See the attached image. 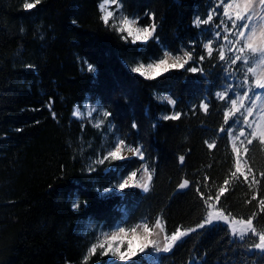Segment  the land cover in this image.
Instances as JSON below:
<instances>
[{"label":"trees","instance_id":"trees-1","mask_svg":"<svg viewBox=\"0 0 264 264\" xmlns=\"http://www.w3.org/2000/svg\"><path fill=\"white\" fill-rule=\"evenodd\" d=\"M24 2L0 0V264H106L88 254L89 220L112 230L145 220L151 226L157 217L169 236L177 228L195 231L155 260L136 256L134 264H264V253L249 251L258 237L234 240L221 223L197 228L206 218L205 199L229 178L228 190L212 202L237 218L253 217L264 230V144L256 139L247 145L248 181L231 178L236 156L229 135L220 131L232 121L225 125V105L216 93L239 85L244 66L221 61L219 52L209 56L204 47L209 40L225 44L229 22L221 0H120L140 25L155 22L157 38L143 44L104 24L101 0H41L30 10ZM209 13L211 22L194 23ZM165 50L191 52L193 58L154 80L131 72ZM84 61L96 71L89 72ZM192 67L200 71L187 70ZM159 94L176 101L178 119H163L170 108ZM87 99L111 113L121 139L142 146L143 161L106 162L89 171L101 139L72 115ZM116 163L124 173L147 164L153 171L150 190L101 195L98 190L113 180L105 169ZM185 179L189 186L179 191Z\"/></svg>","mask_w":264,"mask_h":264},{"label":"snow or ice","instance_id":"snow-or-ice-1","mask_svg":"<svg viewBox=\"0 0 264 264\" xmlns=\"http://www.w3.org/2000/svg\"><path fill=\"white\" fill-rule=\"evenodd\" d=\"M40 3L41 0H25L23 7L26 10H30ZM110 5H116V11H120L122 7L120 0H101L99 10L102 15L100 18L106 26L111 22V27L114 28L115 31L124 34L121 36L122 39L127 40L131 38L132 43L136 44L137 42L147 43L149 40L157 38L155 36L157 27L155 22L149 26L141 27L139 26L138 18H129L123 15L122 12H120L121 18L117 22L115 12L109 10ZM221 6L224 10V17L230 22L231 27L229 28L227 24H225V21H221L222 24H225V34L223 38L226 42L227 49L225 50L224 46L218 49L219 59L221 61H229L230 65H237L238 61L241 62L244 66V78L240 84L235 87L231 84L224 86V90L217 92L216 95L220 100L230 103V107H226L224 111L225 125H228L230 121L236 123V118L239 114L242 116L244 126L240 127L238 133L234 132L232 127L225 128L222 126L220 131H226L229 135L232 141V150L236 156L234 165L235 170L230 173L231 178L238 179L242 176L247 182L249 179L247 172H251L252 169L246 167V160L244 161L245 167H242L241 151L240 148L237 147L235 141L240 140L245 154L248 152L247 145H251L254 140L258 139L261 144H264V105L260 107L259 115L256 116L257 101L261 100V97L256 95V99L250 98V94H254V88L264 90V0H221ZM212 20L213 13H209L207 19L201 20L198 17L194 23L197 25L208 24ZM228 33H231V39H229ZM216 36H221L219 26H217ZM204 47L208 55L212 56L214 51L213 41L209 40ZM192 58L191 52L185 51L182 57L165 50L161 58H154L148 63L138 62L134 64L131 67V72L147 80H154L169 72L171 69L184 68L185 64L192 60ZM200 59L203 60L204 57L201 56ZM84 63L87 65L89 72L96 71L94 65L87 61H84ZM187 70L193 73L200 71V69L196 67ZM237 88L241 91H237ZM230 94H234V98ZM158 99L166 101L169 105L173 106L176 103V101L169 96L158 97ZM49 107H51V104ZM200 108L207 111V103L202 102ZM98 111H102V116L104 118L111 115L107 110H100L98 107H90L87 104L85 105V112H81L80 108L77 107L74 109L72 115L77 118L87 115L91 118L93 114ZM180 115L181 113L177 112L172 115H165L163 119L176 120ZM254 116H256L254 120H249V117ZM53 118H55V113H53ZM102 123L103 120H99L96 126L99 127ZM132 127L136 128L137 124L133 122ZM245 129H249L250 131H246ZM242 137L244 139H241ZM207 146L211 149L214 147V143H207ZM125 153H129L130 155H126ZM133 157H138L142 161L145 159L142 146L136 145L133 147L127 144L125 139L117 138L114 146L108 150L105 155L94 161V163L104 164L105 161L127 162ZM179 159L181 162L184 161L183 156ZM89 171L92 172L95 171V169L90 167ZM106 171L113 175L118 173V176L112 185L103 189L101 195L110 192L123 193L132 188H140L144 192H148L153 179V171L149 169L147 164H142L140 169L130 171L127 175H124L123 171H121V163H116L115 168H110ZM253 182H256L254 177ZM189 183L190 182L185 179L178 187L179 189H184L189 186ZM229 183V178H226L216 196L213 197L209 195L205 199V204L207 205L206 218L203 223L197 225V228H203L205 225H211L216 222H223L227 225L234 240L238 238L240 241H245L249 235L258 237V241L250 246L249 251L259 250L264 253V230H258L254 226L253 217L237 218L231 213H226L212 202L220 201L221 196L228 190L227 186ZM197 190L199 191V188ZM201 196L204 198L203 193H201ZM260 204L262 210H264V200H261ZM72 207L77 208L79 205L73 203ZM153 228L164 231L160 217H157L155 223L151 226L146 220L130 228L117 225L111 234H102L103 239H98V242L90 247L89 255H94L97 250L100 249V254L102 256L111 255L118 258L120 261H133V258L138 254H147L149 248L157 253L161 251L168 252L177 242L188 235L189 232L195 231V229L182 231L180 228H177L170 236L165 234V243L161 248L158 240L152 238L154 235H158V233L152 231ZM87 258L86 256L85 261H87Z\"/></svg>","mask_w":264,"mask_h":264},{"label":"rangeland","instance_id":"rangeland-1","mask_svg":"<svg viewBox=\"0 0 264 264\" xmlns=\"http://www.w3.org/2000/svg\"><path fill=\"white\" fill-rule=\"evenodd\" d=\"M258 6V4H257ZM109 10H113L115 12V18L117 20V22L119 21V19L121 18L120 16V12L123 13V15L125 16H128L129 18H138L140 19V17L138 16H129L128 14H126V12L124 11L123 7H121L120 11H116V5H110L109 7ZM102 14V13H101ZM151 24H148V25H140L141 27H145V26H149ZM109 26H111V22L109 24ZM231 27V24L229 22V28ZM235 31V30H233ZM121 34V33H120ZM121 35H124V34H121ZM229 36V39H231V33H228L227 34ZM128 40L131 41V38H128ZM132 42V41H131ZM139 44H143L141 42H137ZM222 46L225 47V50L227 49V45H226V42L225 44H223ZM213 48H214V51L213 53H218V49H220V45L219 43L217 42H214L213 43ZM207 51V50H206ZM184 53V52H183ZM180 56L183 57V54H181ZM163 57V54L160 55L158 58H161ZM153 60V59H152ZM142 62V61H140ZM151 62V61H150ZM138 75V74H137ZM224 90V87L223 89H221V91ZM220 92V91H219ZM253 93L254 94H250V98L251 99H256V95H259L261 97V100L257 101V113H256V116L259 115V109L262 105H264V90H261V89H258V88H254L253 89ZM233 96L234 98V94H230ZM162 96H165V95H157V99L158 97H162ZM219 99V98H218ZM160 102L164 103V104H167L170 108V111L165 114V115H172L174 113H177L174 109V106L173 105H169L166 101H161L160 99H158ZM222 101V100H220ZM223 102V105H225V108L226 107H230V103H226V101H222ZM88 105L90 107H98V109L100 110H104L97 102H94L92 100H85L80 106V110L81 112H85V105ZM77 108V107H76ZM75 109V108H74ZM164 115V116H165ZM256 116L254 117H249V120H254L256 118ZM74 117V116H73ZM76 118L77 120L79 121H86L88 122L92 128L94 130H96V132L98 133V135L100 136V142H98V144L96 145V147L94 148V151H93V154H92V159L90 160V165L94 168L96 166H100L102 164H95L94 161H96L97 159H99L101 156L105 155L107 153L108 150H110L113 146H114V143L116 142L117 138H120L119 137V134L118 132L116 131L115 129V126L113 125V123L109 120V117L107 118H104L102 116V111H98L96 113L93 114V117L89 118L87 115H84L83 117L81 118H77V117H74ZM99 120H103V123L97 127L96 126V123L97 121ZM243 119H242V116H240L238 114L237 118H236V123H231V127L233 128V131L238 133L239 132V129L240 127H243ZM246 131H250L249 129H245ZM241 139H244L243 137ZM232 143V141H231ZM237 147L240 148V151H241V156H242V167H245V164H244V155L245 153L243 152V147L241 146L240 144V140H237L235 141ZM246 143V141H245ZM126 155H130L129 153H125ZM133 158H138V157H133ZM139 159V158H138ZM109 161H105V163ZM142 164H145V163H142ZM247 167V166H246ZM141 166L138 168L140 169ZM109 169V168H107ZM105 169V172L106 170ZM137 170V169H135ZM135 170H132V171H135ZM130 172V171H129ZM124 175H127L128 172L124 173ZM247 175L249 176V173L247 172ZM108 176H112L113 177V180L109 183L108 186L104 187L103 189L105 188H108L110 185H112L114 183V181L117 179V176H118V173L116 175H113L112 173H108ZM103 189L100 190V194L101 192H103ZM140 189V188H138ZM142 192H144L142 189H140ZM150 190V189H149ZM119 192H110V193H105L103 195H111V194H118ZM144 193H147V192H144ZM216 223H221V224H224L223 222H216ZM212 225V224H211ZM226 225V224H224ZM227 226V225H226ZM86 231H89L91 233L90 235V240L92 241L91 242V246L94 244V243H97L98 242V239H103V233H108V234H111V232L115 229H112V230H105L104 228H101V227H98V226H95L94 223L89 220L87 223H86ZM142 231V230H141ZM152 231L154 233H158V235H154L152 238L154 239H157L158 242H159V246L162 248L164 243H165V240H164V231H160V229H156V228H153ZM238 239V238H237ZM239 240V239H238ZM138 246V245H137ZM90 249V248H89ZM101 250L98 249L97 252L95 254H98L99 256L103 257L107 263L106 264H127L129 261H120L118 258L116 257H113L111 255H108V256H102L100 254ZM163 252V251H161ZM251 252H259V253H262L261 251L259 250H252ZM160 253V252H159ZM88 254H89V250H88ZM158 254L157 252H155L153 249L149 248L147 250V254H138L137 256H143L144 258H147V259H151L152 261L155 260V255Z\"/></svg>","mask_w":264,"mask_h":264},{"label":"water","instance_id":"water-1","mask_svg":"<svg viewBox=\"0 0 264 264\" xmlns=\"http://www.w3.org/2000/svg\"><path fill=\"white\" fill-rule=\"evenodd\" d=\"M187 188V187H186ZM186 188H184V189H179V191H184Z\"/></svg>","mask_w":264,"mask_h":264}]
</instances>
